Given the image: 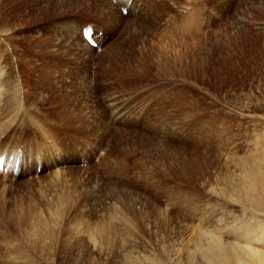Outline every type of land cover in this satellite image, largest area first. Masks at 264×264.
Listing matches in <instances>:
<instances>
[{
  "label": "rangeland",
  "instance_id": "rangeland-1",
  "mask_svg": "<svg viewBox=\"0 0 264 264\" xmlns=\"http://www.w3.org/2000/svg\"><path fill=\"white\" fill-rule=\"evenodd\" d=\"M128 2L0 0V147L58 164L0 173V264L264 253V0Z\"/></svg>",
  "mask_w": 264,
  "mask_h": 264
},
{
  "label": "bare ground",
  "instance_id": "bare-ground-1",
  "mask_svg": "<svg viewBox=\"0 0 264 264\" xmlns=\"http://www.w3.org/2000/svg\"><path fill=\"white\" fill-rule=\"evenodd\" d=\"M110 1L111 0H108V3H109L108 6L110 8L111 7L114 8L115 6L113 4H115V3H123L121 5H125L124 6L125 8L123 6H121V5H118L120 14L123 15L121 13V9H125L126 12L129 14V11H127V10H128V7L130 8V2H128V0H115V1H111V2ZM163 2H165V0H163ZM157 3H160V2L158 1V2H156V4ZM110 4H112L114 7L112 5H110ZM184 6L188 7V4L184 3ZM131 7H132V4H131ZM133 7H134V4H133ZM170 11H172V10H170ZM127 13L124 16H127L128 15ZM178 13L179 12L176 11L174 14H178ZM86 24L87 23H85L83 25H78V29H79L80 35H81L80 37H81L82 40H83L82 33H83V30H85L84 28H86L87 26H91V25H88V24L86 25ZM91 30H92V34H91L90 37L93 38V34H94L93 27H92ZM100 31H102V30L99 28L98 29V34H99ZM104 36H105V34H103L102 36H99L101 38V43H103L102 40L105 39ZM94 41L97 44L96 48H98L99 47L98 43L100 42L99 38L96 37V39H94ZM85 44H86V42H85ZM88 47H90V46H88ZM90 48L92 49V47H90ZM96 48H94V49H96ZM184 70H186V68ZM8 147L7 146H4V147L1 146L0 147V158H2V160L4 161V163L1 164L3 166V171H2L3 173L7 172L6 171V168H7L8 170L11 169V173H12L11 176H14V177L15 176H21L19 174H13V171L15 170L16 165H17L16 168H18V173H20V174H24L25 171H27L28 169H26V170H23V169L27 168L28 166L29 167L31 166L32 168H38V169L40 167H44L46 165H48L50 167H57L58 166V164H57V162L55 161V158H54V152L51 154V157H49L50 154H48V153H47V155H45L43 153H36V154H34L33 157H31L30 155H24L23 156L22 154L17 153L16 152L17 150L12 152L11 150H9L10 148L8 149ZM39 152H42V151H39ZM39 165H40V167H38ZM39 172H40V170H39ZM55 172H57V171H55ZM250 175L251 176L248 177L249 181H248V185L247 186H248V189H252V188L254 189L255 186H256L255 181H257V178L260 177V176H259V174L257 172H253ZM256 203H260V202L257 201ZM253 210H255V211H264V208H253ZM248 225L247 226L245 225V230L247 232L245 235L247 237L252 236L250 233H252L254 231H257V229H260V228H255L253 225L252 226L254 228L249 227L251 224L249 226ZM255 225L257 226L259 224H255ZM261 227H262L260 229L261 231L259 230V234L258 233L257 234L260 237V239H264V221H263V225H261ZM42 233H43V231L41 229H39L38 233L33 235L34 236L33 238L34 239H39L41 237ZM102 236H104V235H102ZM253 238L255 239V237H253ZM248 239H251V238H248ZM204 241H203L204 242V246L198 245V242L196 241L197 242V246H196L195 249H194L195 246L193 247L194 251L193 250L192 251L194 252V254L193 255L190 254V257L194 256V255H199V259L197 258L198 260L195 263H193V264H264V253H262L261 250L255 248V247L254 248L251 247V246L242 247V246H239V245H236V244H233V243L223 242L219 238H215V237H210L209 239H207V242H206V240H204ZM170 250H171V247H170ZM182 251H180V252H182ZM150 264H157V263L156 262H151Z\"/></svg>",
  "mask_w": 264,
  "mask_h": 264
},
{
  "label": "snow or ice",
  "instance_id": "snow-or-ice-1",
  "mask_svg": "<svg viewBox=\"0 0 264 264\" xmlns=\"http://www.w3.org/2000/svg\"><path fill=\"white\" fill-rule=\"evenodd\" d=\"M3 163H4V161L2 159H0V164H3Z\"/></svg>",
  "mask_w": 264,
  "mask_h": 264
}]
</instances>
